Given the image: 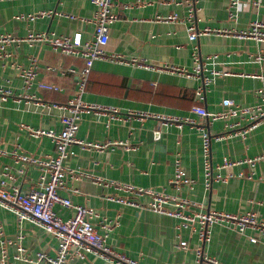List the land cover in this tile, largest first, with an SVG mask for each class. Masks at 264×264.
I'll use <instances>...</instances> for the list:
<instances>
[{
	"label": "crops",
	"instance_id": "obj_1",
	"mask_svg": "<svg viewBox=\"0 0 264 264\" xmlns=\"http://www.w3.org/2000/svg\"><path fill=\"white\" fill-rule=\"evenodd\" d=\"M112 1L117 17L109 25V41L105 46L108 53L140 57L152 65L183 68L190 73L193 70L191 53L195 47L201 57L216 56L209 69H229L233 73L214 77L198 100L195 90L201 82L192 75L94 61L81 100L117 109L119 119L112 120V113L96 110L80 114L78 143L70 146L71 154L64 162L66 169L74 172L71 175L67 171L61 194L76 205L97 211L98 218L93 220L97 230L104 233L102 226L106 223L111 226L107 244L138 264H194V249L199 246L205 257L222 264H264V236L258 231L247 229L239 233L216 223L210 229V241L201 244L190 227H184L178 218L107 199L123 193L105 185L119 182L163 189L170 195L202 202L210 210L254 212L258 220H264V163H241L228 169H216L224 158L238 160L264 154V123L250 131L245 139L225 137L211 143L212 174L229 177L225 181H213L207 190L203 183L202 130L210 134L224 133L225 125L236 119L209 124L190 112L195 105L209 112L223 111L221 100L225 97L245 106L255 105L264 98V43L222 32L245 30L254 20L264 24V0H237L234 19L227 15L229 0ZM189 8H194L192 20L199 29H218L220 33L188 40ZM94 10L90 0H0V36L10 34L22 39L29 33L42 32L85 42L92 38L93 26L82 19H89ZM40 11L49 14L34 20L19 18ZM172 14L183 20H157ZM71 15L74 18H70ZM0 52V89L10 92L0 98V149L5 152L0 154V170L6 165L18 169L21 165L17 154L36 157L54 154L55 146L50 138L33 137L28 129H62L60 117L69 112L53 104L65 105L74 98L77 75L61 71L72 68L77 73L84 61L61 55L39 42L32 45L26 41L9 42L3 44ZM257 56L261 59L257 60ZM30 57L37 61L36 76L35 82L26 87L12 64L26 67ZM204 74L210 72L206 70ZM39 83L55 85L58 90L40 88ZM155 115L190 117L196 124L177 128L152 117ZM176 157L187 177L193 180L191 188L186 185L176 188L170 184ZM25 168L27 172L17 175L10 183L22 191L34 185L40 175L37 166L26 165ZM79 172L90 176L73 179ZM139 201H147V197ZM55 211L63 218L73 214L71 209L59 206ZM0 225L5 236L13 240L21 237L22 256L28 259L14 258L18 251L13 243L6 248L11 264H44L36 262L37 253L56 255L54 237L31 222L18 223L10 211L1 207ZM179 239L186 241L188 249L176 247ZM66 264L113 263L87 253L83 259L73 257Z\"/></svg>",
	"mask_w": 264,
	"mask_h": 264
},
{
	"label": "built area",
	"instance_id": "obj_2",
	"mask_svg": "<svg viewBox=\"0 0 264 264\" xmlns=\"http://www.w3.org/2000/svg\"><path fill=\"white\" fill-rule=\"evenodd\" d=\"M94 5V13L88 21L93 26L92 38L88 41L79 43L66 35H55L54 33H29L24 38H15L9 35L0 36V42L3 44L9 42L20 43L26 41L29 45L33 43H44L50 46L54 51L61 55L69 57H79L84 61V66L77 73L74 69L68 68L62 73H70L77 75V93L65 105L54 106L66 109L69 113L62 114L60 117L62 129L56 131L54 129H33L29 128V135L33 137L46 136L51 139L55 146L53 155L46 157H36L25 153L17 154L20 167L11 169L3 166L0 170V207L10 211L16 218L18 223L24 221L38 225L45 232L49 233L57 240L56 255L50 257L44 253L36 254V262L44 264H66L71 258L77 257L83 259L87 253L96 254L102 259L113 264H138L134 259L117 252L107 244V235L110 230V223L102 226L104 233L99 232L93 220L98 218V213L91 207L76 205L72 201L61 194L65 186L67 171L72 175L73 170H67L64 162L71 154L70 146L76 141V132L78 129V120L81 113H86L91 110L100 112H110V119H119L117 109L104 107L95 104L84 103L81 100V94L85 89V85L93 65L96 60L113 61L121 64H130L135 67L152 69L154 71H171L186 76L192 75L199 79L201 84L195 90V95L199 100L207 87L211 84L216 76H227L233 72L229 69L218 70L209 69L208 66L213 63L216 56L208 55L201 57L196 48L191 53L193 70L189 73L183 68H173L162 65H152L147 60L140 57L126 58L118 53H108L105 46L109 41V25L117 15L113 12L114 3L112 0H90ZM129 6V5H125ZM194 8H189L186 21L189 23L186 27L188 40L194 41L200 35H206L212 32L220 33L218 29L202 28L199 29L192 20ZM229 19H234L237 15L238 2L237 0H229L226 8ZM48 12L40 11L35 14L19 16V18H27L34 20L38 17L48 15ZM74 18V16H70ZM163 21H180L178 15L172 14ZM224 34H233L241 39H252L257 42L264 43V24L260 21H251L247 29L242 31H222ZM1 56V52H0ZM260 60V56L256 57ZM19 71L20 77L26 87H30L35 82L37 61L35 57H30L29 65L21 67L19 64H12ZM47 69H51L47 67ZM209 71V75H205V71ZM40 88L46 90L57 91L58 87L49 83H39ZM9 91L0 89V98H5ZM263 101V102H262ZM261 102L252 106H245L237 103L229 97L221 100L222 107L225 110L220 112H209L199 105L192 106L191 113L205 119L209 124L216 120L229 121L236 119L234 123L225 125L224 133L210 134L209 131L202 130V155L204 159V187L210 189L212 182L225 181L229 175L222 176L217 173L212 174V165L210 161V147L213 141L221 140L225 137H238L245 139L247 134L260 124L264 123V98ZM161 120L164 124H173L180 128L184 124L195 125L196 122L190 117H176L167 115L152 116ZM243 123V124H242ZM125 148L127 145L123 144ZM96 148L103 146L94 145ZM5 152L0 149V154ZM264 163V154L254 157H245L244 159L231 160L224 158L222 162L216 166V169H228L241 163L255 165L256 163ZM26 165L37 166L40 170L38 181L29 187L27 191L12 186L10 183L16 179L17 175L23 176L27 170ZM89 177L90 174L79 172L73 175V179L79 177ZM72 177V176H71ZM99 181V179H96ZM193 180L187 177L184 168L181 165L180 159H174L173 175L170 179V184L176 188L186 185L191 188ZM106 186L121 191L120 196H108L107 199L138 208H146L152 212L178 218L182 221L184 227H190L191 231L196 234L198 241L205 244L210 241L211 227L216 224H222L230 227L233 230L243 233L247 229L258 231L261 236H264V220H258L254 212L246 213H231L226 211L210 210L205 207V204L199 201H192L188 198L176 197L165 192L163 189L153 187H137L130 183L106 182ZM141 197H147V201H139ZM59 206L65 209H71L73 214L68 218L61 217L55 207ZM20 236L13 240L5 236L2 226L0 225V264H11L6 251L8 245L15 243L18 253L14 256L15 259L24 258L22 256L23 248L20 245ZM251 241H255L251 238ZM176 247L180 249H188L186 241L179 239ZM196 259L194 264H222L214 259L205 257L201 246L194 249Z\"/></svg>",
	"mask_w": 264,
	"mask_h": 264
}]
</instances>
